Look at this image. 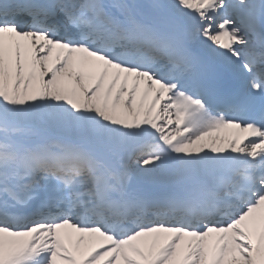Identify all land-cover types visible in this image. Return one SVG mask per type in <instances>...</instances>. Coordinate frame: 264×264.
<instances>
[{
	"label": "snow or ice",
	"instance_id": "obj_1",
	"mask_svg": "<svg viewBox=\"0 0 264 264\" xmlns=\"http://www.w3.org/2000/svg\"><path fill=\"white\" fill-rule=\"evenodd\" d=\"M0 264H264V0H0Z\"/></svg>",
	"mask_w": 264,
	"mask_h": 264
}]
</instances>
